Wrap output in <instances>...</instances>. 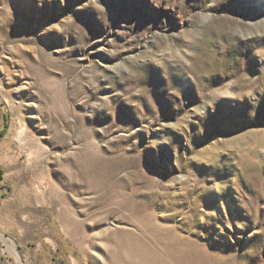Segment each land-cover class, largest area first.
Segmentation results:
<instances>
[{"label":"rangeland","instance_id":"1","mask_svg":"<svg viewBox=\"0 0 264 264\" xmlns=\"http://www.w3.org/2000/svg\"><path fill=\"white\" fill-rule=\"evenodd\" d=\"M6 122L5 264H264V0H0Z\"/></svg>","mask_w":264,"mask_h":264},{"label":"water","instance_id":"2","mask_svg":"<svg viewBox=\"0 0 264 264\" xmlns=\"http://www.w3.org/2000/svg\"><path fill=\"white\" fill-rule=\"evenodd\" d=\"M4 197H5V189L2 185H0V209L2 207ZM3 250H4V243L2 242V239L0 237V264H5Z\"/></svg>","mask_w":264,"mask_h":264},{"label":"bare ground","instance_id":"3","mask_svg":"<svg viewBox=\"0 0 264 264\" xmlns=\"http://www.w3.org/2000/svg\"><path fill=\"white\" fill-rule=\"evenodd\" d=\"M11 248H12L13 252L18 253L17 249L13 243H11Z\"/></svg>","mask_w":264,"mask_h":264},{"label":"trees","instance_id":"4","mask_svg":"<svg viewBox=\"0 0 264 264\" xmlns=\"http://www.w3.org/2000/svg\"><path fill=\"white\" fill-rule=\"evenodd\" d=\"M6 128H7V122H6V127L4 128V130H2V131L0 132V137L3 136V135L5 134Z\"/></svg>","mask_w":264,"mask_h":264},{"label":"crops","instance_id":"5","mask_svg":"<svg viewBox=\"0 0 264 264\" xmlns=\"http://www.w3.org/2000/svg\"><path fill=\"white\" fill-rule=\"evenodd\" d=\"M3 206V205H2ZM2 208V207H1ZM1 210V209H0Z\"/></svg>","mask_w":264,"mask_h":264}]
</instances>
